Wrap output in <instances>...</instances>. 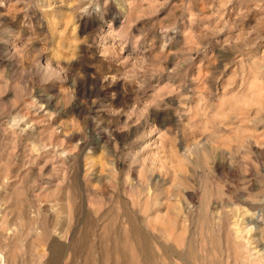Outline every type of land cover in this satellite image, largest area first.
<instances>
[{
	"label": "rangeland",
	"instance_id": "rangeland-1",
	"mask_svg": "<svg viewBox=\"0 0 264 264\" xmlns=\"http://www.w3.org/2000/svg\"><path fill=\"white\" fill-rule=\"evenodd\" d=\"M131 222L264 264V0H0V256L143 264Z\"/></svg>",
	"mask_w": 264,
	"mask_h": 264
},
{
	"label": "bare ground",
	"instance_id": "bare-ground-1",
	"mask_svg": "<svg viewBox=\"0 0 264 264\" xmlns=\"http://www.w3.org/2000/svg\"><path fill=\"white\" fill-rule=\"evenodd\" d=\"M131 226H132V228L130 231V235H131V237L136 238V240L139 243V249L132 248L128 252V253H131L134 255L133 259L130 258L131 255L126 254L127 256H129L130 259H132V261L136 260L135 258H137L140 261V258H141V262L143 264H171V263H166L164 261V260L169 261V259H170L169 256L167 255V253H164L162 255V258L160 261L156 257V255L154 254L153 249H152L151 244H150V241L147 239V237L137 227L132 225V222H131ZM128 236H129V234H128ZM213 243H214V241H213ZM118 247L108 251V255H111L112 257L115 258L114 264H121L122 262L120 263V260L125 256V254ZM187 256H188V259L195 257V253H194L191 246H189V248L187 250ZM123 259H122V261H123ZM184 260L186 261V258L184 257V255H182V262H184ZM9 262L10 261L6 260L4 258V256H0V264H12ZM122 264H124V263H122ZM183 264H185V263H183ZM186 264H188V263H186Z\"/></svg>",
	"mask_w": 264,
	"mask_h": 264
}]
</instances>
